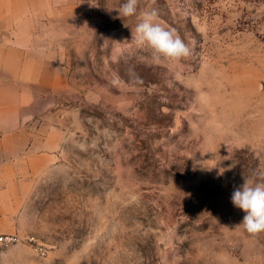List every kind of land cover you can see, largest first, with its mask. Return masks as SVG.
<instances>
[{
    "label": "rangeland",
    "instance_id": "1",
    "mask_svg": "<svg viewBox=\"0 0 264 264\" xmlns=\"http://www.w3.org/2000/svg\"><path fill=\"white\" fill-rule=\"evenodd\" d=\"M51 1L38 43L66 87L31 126L58 146L2 168L0 264H264L231 202L264 171V0ZM151 8L189 57L137 47Z\"/></svg>",
    "mask_w": 264,
    "mask_h": 264
},
{
    "label": "crops",
    "instance_id": "2",
    "mask_svg": "<svg viewBox=\"0 0 264 264\" xmlns=\"http://www.w3.org/2000/svg\"><path fill=\"white\" fill-rule=\"evenodd\" d=\"M52 4L51 0H0V183L14 181L1 174L2 168L20 164L24 152L58 146L53 129L31 126L66 87L62 62L38 43L42 14Z\"/></svg>",
    "mask_w": 264,
    "mask_h": 264
},
{
    "label": "clouds",
    "instance_id": "3",
    "mask_svg": "<svg viewBox=\"0 0 264 264\" xmlns=\"http://www.w3.org/2000/svg\"><path fill=\"white\" fill-rule=\"evenodd\" d=\"M140 0H125L117 9L119 16L130 18L137 15ZM132 40L137 47L150 50L154 64L179 63L191 54V49L175 29L164 26L158 10L143 12L132 29ZM232 204L245 214L238 227L252 236L264 233V171L253 172V178L244 177V182L231 194Z\"/></svg>",
    "mask_w": 264,
    "mask_h": 264
},
{
    "label": "built area",
    "instance_id": "4",
    "mask_svg": "<svg viewBox=\"0 0 264 264\" xmlns=\"http://www.w3.org/2000/svg\"><path fill=\"white\" fill-rule=\"evenodd\" d=\"M12 241H14V236L0 234V250Z\"/></svg>",
    "mask_w": 264,
    "mask_h": 264
}]
</instances>
